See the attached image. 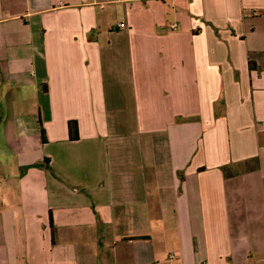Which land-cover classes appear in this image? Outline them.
Listing matches in <instances>:
<instances>
[{
  "label": "crops",
  "instance_id": "1",
  "mask_svg": "<svg viewBox=\"0 0 264 264\" xmlns=\"http://www.w3.org/2000/svg\"><path fill=\"white\" fill-rule=\"evenodd\" d=\"M0 264H264V0H0Z\"/></svg>",
  "mask_w": 264,
  "mask_h": 264
},
{
  "label": "trees",
  "instance_id": "2",
  "mask_svg": "<svg viewBox=\"0 0 264 264\" xmlns=\"http://www.w3.org/2000/svg\"><path fill=\"white\" fill-rule=\"evenodd\" d=\"M68 132H69V138L70 139H76L78 137V132H77V123L74 120L68 121ZM41 139L42 141L45 140L44 136V130H41ZM48 159H44V161L41 164H46ZM51 236H52V241H54V228L51 225Z\"/></svg>",
  "mask_w": 264,
  "mask_h": 264
},
{
  "label": "built area",
  "instance_id": "3",
  "mask_svg": "<svg viewBox=\"0 0 264 264\" xmlns=\"http://www.w3.org/2000/svg\"><path fill=\"white\" fill-rule=\"evenodd\" d=\"M119 26H120V27H123V26H124V24H123V23H120V24H119Z\"/></svg>",
  "mask_w": 264,
  "mask_h": 264
}]
</instances>
